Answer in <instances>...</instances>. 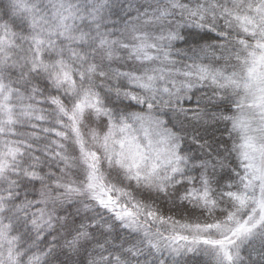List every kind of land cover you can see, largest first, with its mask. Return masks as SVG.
I'll use <instances>...</instances> for the list:
<instances>
[{"label":"snow or ice","instance_id":"obj_1","mask_svg":"<svg viewBox=\"0 0 264 264\" xmlns=\"http://www.w3.org/2000/svg\"><path fill=\"white\" fill-rule=\"evenodd\" d=\"M0 264H264V0H0Z\"/></svg>","mask_w":264,"mask_h":264},{"label":"trees","instance_id":"obj_2","mask_svg":"<svg viewBox=\"0 0 264 264\" xmlns=\"http://www.w3.org/2000/svg\"><path fill=\"white\" fill-rule=\"evenodd\" d=\"M141 3L145 2V0H140ZM115 19V17H113ZM192 32H198L199 36L197 39L200 40L201 43H212L216 39V34L204 30H196V29H182V34L188 35ZM202 37V39H201ZM176 48L186 49L187 45L183 42H177L175 45ZM179 58V57H178ZM195 91V90H194ZM199 92H195V96H199ZM195 96L193 101L188 102L185 104V107H195ZM139 110V109H136ZM232 114V113H227ZM167 119V117H165ZM171 123L168 124V127H171ZM227 127H231L230 124L227 125ZM204 139L207 140L209 143L215 144L217 141L224 142L226 146H231L232 140L228 138L227 133L225 132V124L224 123H218V124H212L211 122L204 126L203 131ZM203 142V141H202ZM186 147L190 149L194 154L200 155V150L197 147V145L192 144L190 140L186 141ZM167 215H173L176 219H181V216L178 215L176 212H170L167 213ZM199 213L195 214H188L186 213V216L189 220H193L198 216ZM183 222V221H182ZM186 234V233H184ZM43 247V246H41ZM245 256L247 255V252L243 253ZM253 259L259 260L258 256H253Z\"/></svg>","mask_w":264,"mask_h":264}]
</instances>
